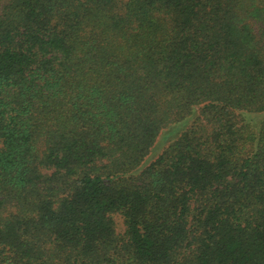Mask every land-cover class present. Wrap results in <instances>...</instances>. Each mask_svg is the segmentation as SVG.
Here are the masks:
<instances>
[{"label": "trees", "instance_id": "1", "mask_svg": "<svg viewBox=\"0 0 264 264\" xmlns=\"http://www.w3.org/2000/svg\"><path fill=\"white\" fill-rule=\"evenodd\" d=\"M263 117L264 0H0V264H264Z\"/></svg>", "mask_w": 264, "mask_h": 264}, {"label": "rangeland", "instance_id": "2", "mask_svg": "<svg viewBox=\"0 0 264 264\" xmlns=\"http://www.w3.org/2000/svg\"><path fill=\"white\" fill-rule=\"evenodd\" d=\"M263 119H264V117H263ZM159 147H161L160 145H158ZM153 156H155L157 153H156V151L155 152H153ZM120 221L119 220H117V223H119Z\"/></svg>", "mask_w": 264, "mask_h": 264}]
</instances>
